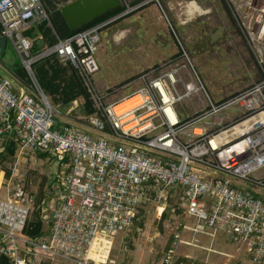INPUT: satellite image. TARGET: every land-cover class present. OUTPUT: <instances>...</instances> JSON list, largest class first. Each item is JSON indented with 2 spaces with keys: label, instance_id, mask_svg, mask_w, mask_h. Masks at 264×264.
Masks as SVG:
<instances>
[{
  "label": "built area",
  "instance_id": "2783aa9c",
  "mask_svg": "<svg viewBox=\"0 0 264 264\" xmlns=\"http://www.w3.org/2000/svg\"><path fill=\"white\" fill-rule=\"evenodd\" d=\"M224 1L264 71V0ZM116 17L30 54L31 41L21 32L47 18L41 0H0V34L14 44L28 80L26 87L0 75V137L12 138L18 156L55 153L64 170L51 187L49 232L39 238L23 232L31 196L14 173L5 180L0 255L10 264H41L42 254L111 264L114 239L126 230L142 232L134 221L144 210L169 229L161 264H172L178 247H199V234L217 230L242 241L264 264V75L213 101L191 64L174 60L142 71L135 79L140 86L116 100L92 97L95 111L80 118L84 128L70 121L58 127V105L43 92L32 64L55 55L92 88L101 34ZM184 100L192 104L190 114L178 110Z\"/></svg>",
  "mask_w": 264,
  "mask_h": 264
},
{
  "label": "rangeland",
  "instance_id": "374dc122",
  "mask_svg": "<svg viewBox=\"0 0 264 264\" xmlns=\"http://www.w3.org/2000/svg\"><path fill=\"white\" fill-rule=\"evenodd\" d=\"M67 1L60 0L59 5ZM140 1L149 2L126 13L121 19L122 22H112L104 30L106 34H103L102 43L95 54L98 70L91 77L92 88L88 84L92 97L98 96L103 102L116 100L132 92L139 85H136L135 79L147 70L140 71L174 60H187L191 64L213 101L226 99L227 95L263 79L264 71L258 65L252 49L239 29V23L230 13L224 0H197L204 8H208L207 13L188 24L176 25L178 28L175 25L174 28L170 21L172 19L168 18L169 11L166 14V3H171V0H121L122 6H125L121 12L128 11V6H132V9ZM218 25L225 27L224 38L214 44L205 43ZM120 31H125V34L117 41L113 38V33ZM197 42L200 46L195 45ZM147 58L149 63L146 62ZM157 58L161 61H151ZM0 64L24 68L22 58L14 44L4 37L0 38ZM78 102L80 104V101ZM55 105H58V111L61 113L58 116L61 120L58 127L63 125L62 122L69 121L82 127L83 120L80 118L84 112L80 105L70 112L67 110L71 107V103L65 107ZM181 107H184L185 112L189 114L192 112V104L187 100L178 105V110L182 111ZM55 158L50 155L42 157L37 152H29L15 169H13L15 157L2 163V166L10 168L9 175L14 173L15 178H20L23 188L31 191L36 197L48 196L44 199L48 201L42 212L40 211L45 223H49L51 208L54 206V199H50L52 180L56 174L64 171L55 163L53 160ZM174 200L175 196L170 195L169 201L173 203ZM146 207L152 210V204ZM33 212L34 216L36 211ZM147 217L149 218L146 220V227L144 226L142 232L138 233L140 236L132 233L133 230H126L117 235L110 252V259L113 260L111 264H159L164 248L168 244L169 229L163 224L156 226L151 213H148ZM136 223L140 224L141 221ZM216 235L215 240L218 245H214L215 248H223L231 252L234 249L239 250L236 247L240 244L231 240L225 232L217 231ZM221 238H226L228 241ZM220 244H225L226 247H220ZM238 256L234 260V253V257L227 262L253 264L247 257L240 255L238 258Z\"/></svg>",
  "mask_w": 264,
  "mask_h": 264
},
{
  "label": "trees",
  "instance_id": "16d2710c",
  "mask_svg": "<svg viewBox=\"0 0 264 264\" xmlns=\"http://www.w3.org/2000/svg\"><path fill=\"white\" fill-rule=\"evenodd\" d=\"M41 2L47 13V18H43L35 22V24L33 23V25L25 28L21 32L24 37L29 38L31 41L30 54H35L42 48L53 45L59 39H65L74 34L77 30L102 18L110 17L123 9L110 11L108 14L95 19L93 22L83 27L71 30L60 14V0H41ZM1 37L3 36L0 34V38ZM32 69L43 92L52 104H59L65 107L70 103L72 105L73 101L77 100L80 101L79 105L82 107L85 115L95 111L92 94L80 71L71 63L62 61L57 56L51 55L34 62L32 64ZM10 70L13 77L20 80L27 87L28 80L24 68H17L13 65ZM6 144L5 152L0 154V157L4 160L9 158L13 153L11 148L13 142L8 140ZM52 183H54V179ZM40 205L41 197H34L31 200L32 210L23 229L24 234L31 238H39L42 236V222L37 214ZM33 211H36L34 216ZM188 262L190 261L187 259L178 258L172 264H188ZM0 264L10 263L4 256L0 255Z\"/></svg>",
  "mask_w": 264,
  "mask_h": 264
},
{
  "label": "crops",
  "instance_id": "0c3cea01",
  "mask_svg": "<svg viewBox=\"0 0 264 264\" xmlns=\"http://www.w3.org/2000/svg\"><path fill=\"white\" fill-rule=\"evenodd\" d=\"M33 23L35 24V22H33ZM33 23H31L29 26L33 25ZM103 34L105 35L106 33H104V31H103V33L101 34V41H102V39L104 37ZM101 41H100V44L102 43ZM100 44H99V46H100ZM151 61L157 62V61H161V60L157 58V59H153ZM146 62L149 63L148 58H147ZM150 67H147L144 70H147ZM10 68H11V66L8 67L6 65L0 64V75L3 74L2 76H7L9 78L15 79L13 77V74H12ZM144 70H142V71H144ZM142 71H140V72H142ZM136 85H138V84H136ZM139 86H136V87H139ZM24 88H25V90H27L26 87H24ZM217 100L218 99H216L215 101H217ZM67 111H70V109H68ZM82 127L84 128V125H82ZM8 140L13 142V146H11V148L13 150V153L11 154V156H9V158H12V157L16 158V161H15V164H14V167H13V169H15V166L17 164H19L20 160H23L25 158V155L27 153L31 152V151H26L24 153H21L23 155L18 156L17 154H19V153L16 152L15 143L12 140V138L0 137V154L5 152V147L7 146L6 142ZM32 153H35V152H32ZM37 153H38V155H40L42 157H43V155H50L52 157H56L53 160L55 161V163H57L58 167H60V165H59V162L61 161V157L60 156H58V155H56L55 153H52V152H37ZM46 157L48 159V156H46ZM9 158L4 160V159H2L0 157V200L5 195V180L10 176L9 175L10 168H6V166H2V163L7 161ZM15 179L19 180L20 183H21V180H20L19 177L15 178ZM24 189L28 191V193H29V195L31 196L32 199L34 197H36L35 194H31L32 192L29 191L28 189H26L25 187H24ZM50 194H51V192H50ZM45 197H48V196H44L43 198H41L40 209H41V207H44L45 203L48 201V200L47 201L44 200ZM40 209L38 210L37 213H38V218H40V220L42 222L41 233H42V235H47L48 232H49V226H48L49 223H47V222H46L47 224L45 223L44 219L41 216ZM147 218H149V217H147V215L144 213V210H141L140 213L137 215L135 221H134L135 222V227H139L141 229H143L144 226L146 227ZM137 221H141V223L137 224L136 223ZM156 224H157L156 226H158V225L162 226L163 223L161 221H156ZM217 231H221V230H217ZM217 231H215L213 234H208V233L199 234L198 235L199 240H200L199 247H192V246L191 247H178V249H177V258L176 259H178V258L187 259V260L190 261V262H188V264H229L227 261H229L232 257H234V253H235L234 260L237 259L238 255H239L238 258L240 257V255H243V256L247 257L249 259V261L251 260L253 262V264H257L253 260L251 253L247 250L245 244L242 241H234L231 238V235L228 232L223 231L230 237L231 240H233L234 242L240 244V245H238L236 247V248H239V250L236 251V249H234L233 252H231V251H227V250H225L223 248H221V249L215 248L214 245H218L216 243V240H215V238L217 236L216 235ZM153 232H154V230L152 231V233ZM132 233H136L137 236H140L136 230H133ZM152 233H151V235H152ZM120 236H122V235H120ZM184 237L186 239H190L192 236H191V234L188 231H186L184 233ZM221 239L228 241L226 238H221ZM154 240H156V238ZM149 243H152V242H149ZM220 247H226V245L225 244H220ZM208 248L214 249L215 251H217V253L210 252L208 250ZM223 254H228V256H224ZM162 256H163V253H162L161 257H160V261L158 262L159 264H161ZM212 256H215V257H212ZM41 264H72V263L68 262V261H64V260H58V259H54V258L53 259L47 258L46 256H44V254H42ZM181 264H187V263H181Z\"/></svg>",
  "mask_w": 264,
  "mask_h": 264
},
{
  "label": "water",
  "instance_id": "95a60500",
  "mask_svg": "<svg viewBox=\"0 0 264 264\" xmlns=\"http://www.w3.org/2000/svg\"><path fill=\"white\" fill-rule=\"evenodd\" d=\"M192 4L200 13L206 12V10L201 8L197 0H192ZM123 7L125 6H122L121 0H68L60 6V14L69 29L75 30L108 14L110 11L121 9ZM127 10L130 11L131 8L128 6ZM128 11L122 12V15L128 13ZM224 36L225 27L223 25H218L210 33L208 43L214 44L215 42L222 40ZM77 105L78 101L74 100L69 108L70 111Z\"/></svg>",
  "mask_w": 264,
  "mask_h": 264
},
{
  "label": "flooded vegetation",
  "instance_id": "af4514ba",
  "mask_svg": "<svg viewBox=\"0 0 264 264\" xmlns=\"http://www.w3.org/2000/svg\"><path fill=\"white\" fill-rule=\"evenodd\" d=\"M171 1H172L171 3H169V2L166 3V9L165 10H166V14H167V11H169L168 13L171 17L168 14H167V16H168V18L172 19L170 21L172 22L173 27L175 25V27L178 28V26L188 24V23L192 22L194 19H196L198 16L207 13V12L200 13L192 4V0H171ZM141 6L142 5L134 8L133 10H131L129 12H132V11L136 10L137 8H140ZM200 6H202V5L200 4ZM204 10L208 11V8H204ZM112 16H117L113 22L120 23V22H122L121 19H123V16H125V15H122L121 11H118L116 14H114ZM115 23L113 25H115ZM176 25H178V26H176ZM124 34H125V31L115 32V33H113V38L118 41L124 37ZM208 40L206 42L205 41H202V42L209 44ZM195 45L200 46L199 42H197Z\"/></svg>",
  "mask_w": 264,
  "mask_h": 264
},
{
  "label": "clouds",
  "instance_id": "9594fccd",
  "mask_svg": "<svg viewBox=\"0 0 264 264\" xmlns=\"http://www.w3.org/2000/svg\"><path fill=\"white\" fill-rule=\"evenodd\" d=\"M140 2H142V1H140ZM140 2H139V3H140ZM131 7H132V6H130V8H131ZM201 8L204 9L203 6H201ZM122 10H123V9H122ZM122 10H121V11H122ZM132 10H133V9H132ZM128 12H129V11H128ZM121 14H122V12H121ZM124 15H125V14H124Z\"/></svg>",
  "mask_w": 264,
  "mask_h": 264
}]
</instances>
